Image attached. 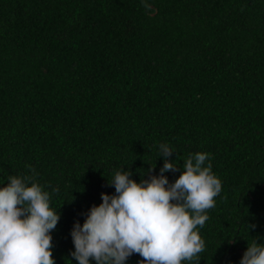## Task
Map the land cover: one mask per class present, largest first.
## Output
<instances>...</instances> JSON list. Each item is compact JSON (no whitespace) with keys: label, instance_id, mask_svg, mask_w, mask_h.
I'll return each mask as SVG.
<instances>
[{"label":"trees","instance_id":"1","mask_svg":"<svg viewBox=\"0 0 264 264\" xmlns=\"http://www.w3.org/2000/svg\"><path fill=\"white\" fill-rule=\"evenodd\" d=\"M147 2L0 0V180L49 191L55 264H77L72 226L115 170L159 174L161 143L170 182L195 152L222 182L200 264L264 242V0Z\"/></svg>","mask_w":264,"mask_h":264},{"label":"clouds","instance_id":"2","mask_svg":"<svg viewBox=\"0 0 264 264\" xmlns=\"http://www.w3.org/2000/svg\"><path fill=\"white\" fill-rule=\"evenodd\" d=\"M140 2L150 7L147 0ZM174 151L159 144L163 166L147 179L142 174L137 182L124 167L106 177L114 193L102 192L101 203L72 226L70 255L77 264H126L134 253L143 258L139 264H200L206 243L199 229L222 182L207 152L190 153L170 182L165 173L177 170V161L169 159ZM154 168L150 164L148 172ZM6 181L0 180V264H55L52 231L61 214L49 191L29 176L10 175ZM239 264H264V242L257 237L248 242Z\"/></svg>","mask_w":264,"mask_h":264},{"label":"bare ground","instance_id":"3","mask_svg":"<svg viewBox=\"0 0 264 264\" xmlns=\"http://www.w3.org/2000/svg\"><path fill=\"white\" fill-rule=\"evenodd\" d=\"M80 218V217H79Z\"/></svg>","mask_w":264,"mask_h":264}]
</instances>
